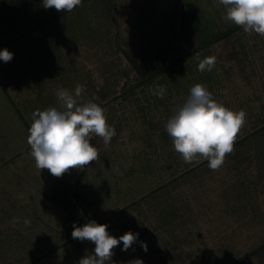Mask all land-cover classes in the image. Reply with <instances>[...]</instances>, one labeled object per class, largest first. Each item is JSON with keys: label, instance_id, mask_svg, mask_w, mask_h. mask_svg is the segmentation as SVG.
I'll use <instances>...</instances> for the list:
<instances>
[{"label": "rangeland", "instance_id": "rangeland-1", "mask_svg": "<svg viewBox=\"0 0 264 264\" xmlns=\"http://www.w3.org/2000/svg\"><path fill=\"white\" fill-rule=\"evenodd\" d=\"M13 2L0 0V49L14 54L0 60V264H78L95 244L73 239V225L90 220L117 237L139 233L128 251L114 247L109 264H264V36L239 26L208 45L237 26L218 0H82L43 28H35L42 0H21L36 12L22 8L14 21L5 19ZM172 56H186V75L121 97L140 81L135 64L153 74ZM205 57L215 58L210 72L198 70ZM196 83L245 113L215 170L201 156L185 163L165 129ZM77 86L116 135L107 144L93 135L96 160L56 177L31 155V114L59 107L56 91ZM62 178L72 188L80 181L83 205Z\"/></svg>", "mask_w": 264, "mask_h": 264}, {"label": "clouds", "instance_id": "clouds-1", "mask_svg": "<svg viewBox=\"0 0 264 264\" xmlns=\"http://www.w3.org/2000/svg\"><path fill=\"white\" fill-rule=\"evenodd\" d=\"M82 0H42L44 8L54 7L57 11H72ZM225 9L224 18L242 26L245 32L264 36V0H218ZM13 52L0 49V60L9 62ZM214 57H205L198 63L199 71H212ZM166 93L164 85H157L154 95L161 98ZM59 107L37 109L32 112L27 143L36 167L48 169L56 177L68 169L83 168L95 161L98 152L90 143L93 135L102 137L104 143L116 135L105 114L104 108L94 102H81V87L73 92L60 88L56 91ZM245 113L228 108L214 99L213 93L203 84L196 83L190 88L186 101L167 120L165 129L172 138L173 148L185 163H191L197 156L208 161L212 170L219 168L226 154L233 150L234 140L244 123ZM24 223L27 225L28 220ZM72 238L88 240L95 244L90 255L82 257L78 264H109L115 246L122 243V251H128L139 238L138 232L129 230L119 237L108 231L107 224L90 220L83 226L73 225ZM144 252L146 242H141ZM134 264H143L140 258Z\"/></svg>", "mask_w": 264, "mask_h": 264}, {"label": "trees", "instance_id": "trees-1", "mask_svg": "<svg viewBox=\"0 0 264 264\" xmlns=\"http://www.w3.org/2000/svg\"><path fill=\"white\" fill-rule=\"evenodd\" d=\"M8 1V0H7ZM15 3H16V0H14ZM18 3H14L13 4H10V3H6L5 6L6 7V14H5V19L6 18H9V19H13L14 17V14L17 12V11H21L22 9V13L25 14V16H29L30 17L33 15V13H35V9H31L30 6L29 7H24V4L21 3V0L18 1ZM40 2V0H39ZM27 3V1H26ZM9 4V5H8ZM41 9L39 7H37V9L39 10V14H38V19L39 21H37L39 23V25L35 26V28L39 27V28H43L45 27V25L52 21V20H57V19H60L62 17H64L67 13V11H57L54 7H53V13L52 15L50 16H47V13L46 11L43 13H40L41 10H43V5H42V2H41ZM35 11V12H34ZM43 14V15H42ZM43 17V18H42ZM3 19V18H2ZM14 21V20H12ZM239 27L238 25L234 28H230L229 30H227L226 32H223L217 36H215V38H213L212 40H210L207 44L209 45L210 43H214V42H217V41H221L225 38H227L231 32H234V30ZM34 28V29H35ZM206 44V45H207ZM161 52H163L161 50ZM186 56H172L168 61L169 62H160L159 64V67L157 65V70L153 73V74H147L141 67L140 65H136V67L138 68V73L139 75L141 76L140 78V81L135 84L134 86H130L128 88H126L123 92H121V97H124L125 99H128L129 97L131 96H134L136 94V91L138 89H141L143 86L145 85H152L155 81L156 78H160L161 76L163 75H166L168 73H171L172 75L174 76H178L180 77V74L181 73H184L183 75H186V68L189 69L188 65L187 67L185 66V63H186ZM161 60V59H160ZM239 142H242V139L239 140ZM65 185L67 184L68 185V182L65 180V178H62ZM82 179V178H81ZM68 190L70 191V193L72 194L73 198L75 199V203L77 205H83V202H82V192H81V187H80V181L78 182H75L74 184V187H69V185L67 186ZM117 264H120V262H116ZM28 264H32V263H28Z\"/></svg>", "mask_w": 264, "mask_h": 264}]
</instances>
